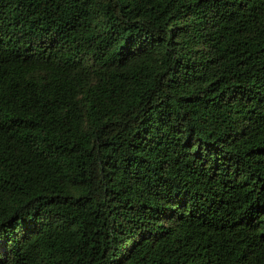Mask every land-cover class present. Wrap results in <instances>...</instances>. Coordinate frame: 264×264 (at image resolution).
Returning a JSON list of instances; mask_svg holds the SVG:
<instances>
[{"label": "trees", "instance_id": "16d2710c", "mask_svg": "<svg viewBox=\"0 0 264 264\" xmlns=\"http://www.w3.org/2000/svg\"><path fill=\"white\" fill-rule=\"evenodd\" d=\"M0 264H264V0H0Z\"/></svg>", "mask_w": 264, "mask_h": 264}]
</instances>
